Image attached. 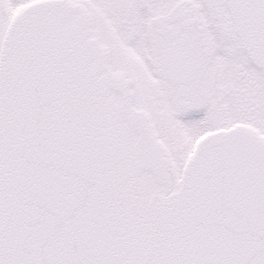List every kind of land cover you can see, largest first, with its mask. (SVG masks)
Masks as SVG:
<instances>
[{"label":"snow or ice","instance_id":"1","mask_svg":"<svg viewBox=\"0 0 264 264\" xmlns=\"http://www.w3.org/2000/svg\"><path fill=\"white\" fill-rule=\"evenodd\" d=\"M0 264H264V0H0Z\"/></svg>","mask_w":264,"mask_h":264}]
</instances>
